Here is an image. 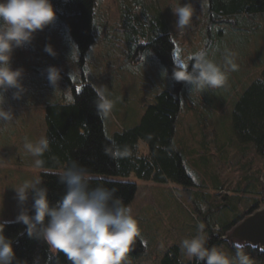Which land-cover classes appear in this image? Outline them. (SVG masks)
Instances as JSON below:
<instances>
[{
  "label": "rangeland",
  "instance_id": "rangeland-1",
  "mask_svg": "<svg viewBox=\"0 0 264 264\" xmlns=\"http://www.w3.org/2000/svg\"><path fill=\"white\" fill-rule=\"evenodd\" d=\"M185 3L192 4L193 19L190 27L178 33L171 8ZM124 7L141 23L130 25L123 21ZM142 12L164 22L175 44L173 53L181 59L187 61L195 52L204 50L207 59L223 69L227 52L231 53L228 58L236 71L226 73V85L220 89L190 97V89L184 86L175 131L177 149L192 187L185 189L134 177L124 180L137 187L127 207L138 223L137 241L143 250L137 257L128 255L127 264H158L168 247H179L182 240L195 237L198 225H203L206 246L215 238L216 243L209 249L216 247L234 257L233 244H242L250 264H264V248L232 237L238 225L236 217L246 218L252 207L256 208L254 212L264 211V158L252 145H240L231 127L235 99L264 70V14H212L208 12V0H96V38L83 58L67 25L57 16L54 25L34 35L29 47L14 50L11 69L23 70L21 85L26 92L20 101L12 100V90L4 97V108L12 109L14 121L7 126L0 124V222L14 221L18 215L12 188L40 179L43 171L33 167V158L23 151V144L25 139L35 143L44 138V105L54 97L63 103L71 101L70 88H80L84 80L94 88L103 86L114 105L105 120V131L111 137L123 131L122 126L131 116L152 103L157 92L173 87L167 69L151 50L141 49L135 60L137 49L148 44L152 33L160 32L158 23L146 26ZM131 26L136 28V35ZM45 45L53 48L55 59L43 52ZM48 67L60 70L56 89L42 75ZM115 98L121 100L120 116L115 113ZM140 150L146 152L145 148ZM31 203L29 196L25 205L28 210ZM202 207L205 211H201ZM180 259L183 263L189 261L181 252Z\"/></svg>",
  "mask_w": 264,
  "mask_h": 264
},
{
  "label": "trees",
  "instance_id": "trees-1",
  "mask_svg": "<svg viewBox=\"0 0 264 264\" xmlns=\"http://www.w3.org/2000/svg\"><path fill=\"white\" fill-rule=\"evenodd\" d=\"M50 3L56 16L67 25L70 37L83 58L96 38V0H69L68 3H64V0H50ZM121 12L122 20L128 21L130 25L141 23L140 18L130 15L128 7L121 8ZM208 12L225 17L264 14V0H208ZM142 16L146 26L158 23L160 32L152 33L148 44L137 49L135 60L141 49L151 50L172 79L175 44L169 36L168 28L163 21L150 19L145 12H142ZM131 29L136 35V28L131 26ZM172 85V89H164L155 96L136 126L114 133L111 137L105 131V120H99L95 114L94 87L85 80L81 82L80 88H70L71 101L47 104L44 107V138L49 141V151L40 159L44 162L41 170L53 174L43 175L42 172L40 179L42 187L48 191L50 205H54L64 194V187L58 183L55 173L62 171L70 162L85 167L94 176L115 178V181L108 180L110 182L103 186L116 189V198L121 199L125 206L132 202L137 190L135 184L124 181L130 177L159 184H176L185 189L192 187L183 156L174 142L185 85L173 80ZM231 127L240 145H252L256 153L264 158V70L235 99ZM112 143L125 152L124 158L112 160L103 154V149ZM141 147L145 148V153L141 152ZM32 203L29 216L34 215L31 211ZM255 210L252 207L246 216ZM242 220V217H236L234 222L238 224ZM25 232L22 224L12 223L4 229L3 235L12 241L15 255L13 264H67L62 254L51 252L43 241L29 239ZM214 240L211 238L206 247L214 245ZM140 247L133 257L142 253ZM158 264L198 262L193 258L183 263L179 247L171 246L164 251Z\"/></svg>",
  "mask_w": 264,
  "mask_h": 264
},
{
  "label": "clouds",
  "instance_id": "clouds-1",
  "mask_svg": "<svg viewBox=\"0 0 264 264\" xmlns=\"http://www.w3.org/2000/svg\"><path fill=\"white\" fill-rule=\"evenodd\" d=\"M68 2L64 0V3ZM171 12L176 18L175 30L178 33L190 27L194 14L191 3L171 8ZM55 20L56 13L50 0L0 2V124L7 126L14 121L12 109L4 108L5 94L12 90V100L20 101L26 92L21 85L23 70L11 69L14 50L29 47L34 35L54 25ZM43 52L53 59L56 57L50 45H45ZM230 56L231 53H225V67L222 69L207 59L204 50L195 52L187 61L173 53L175 68L172 80L188 87L190 97L223 88L227 82L226 73L236 71L233 61L228 58ZM42 75L50 87L57 88L60 70L48 67ZM93 92L96 97L93 102L95 114L104 121L114 105L106 97L103 86L94 88ZM23 151L33 158L34 168L43 169L44 162L40 158L49 151V141L43 137L35 143L25 139ZM103 154L112 160L125 157V152L114 143L104 148ZM42 174L53 173L45 171ZM55 175L64 187V194L54 205H50L48 191L42 187L43 182L39 178L12 188L19 211L14 221L0 222V264H13L15 260L12 241L3 235L5 227L12 223L22 224L29 239L43 241L51 252L62 254L67 264H127L129 252L140 237L139 226L131 208L116 198V189L103 186L110 181L92 175L76 162H70ZM91 184L97 186L90 187ZM29 196L33 201L32 216L25 207ZM201 211L205 209L202 207ZM203 230V225H198L195 237L180 242L182 255L189 260L194 258L198 264H250L242 244H233L234 257L216 247L207 248Z\"/></svg>",
  "mask_w": 264,
  "mask_h": 264
},
{
  "label": "water",
  "instance_id": "water-1",
  "mask_svg": "<svg viewBox=\"0 0 264 264\" xmlns=\"http://www.w3.org/2000/svg\"><path fill=\"white\" fill-rule=\"evenodd\" d=\"M232 237L252 247L264 248V211H256L244 218L235 226ZM139 241H135L129 254L135 256L140 248Z\"/></svg>",
  "mask_w": 264,
  "mask_h": 264
},
{
  "label": "crops",
  "instance_id": "crops-1",
  "mask_svg": "<svg viewBox=\"0 0 264 264\" xmlns=\"http://www.w3.org/2000/svg\"><path fill=\"white\" fill-rule=\"evenodd\" d=\"M170 84H171V83H170ZM164 89H172V88L169 87V86H167V87H165ZM164 89H162V90H164ZM162 90H160V91H162ZM160 91H159V92H160ZM159 92H157V93L153 96V101H154L155 96H156ZM54 103H60V102H59V99L56 98V97H54L53 100H52L51 102L47 103V104H54ZM152 103H153V102H152ZM152 103H149V105H151ZM47 104H46V105H47ZM46 105H44V107H45ZM149 105H147V106H146L141 112H139V114H134L133 116H131V117L129 118V120H127V121L124 123V125L122 126V130H127V129H130V128H133L134 126H136V125L139 123V121H140V119H141V117H142V115H143L145 109H146ZM120 107H121V100L115 98V113H117L118 116H120ZM115 117H116V115H115ZM124 119H126V118H124ZM115 120H116V119H115ZM117 132H120V131H116L115 133H117ZM174 142H175L176 147H177L178 144H177V135H176V131H175V136H174ZM161 256H162V255H161Z\"/></svg>",
  "mask_w": 264,
  "mask_h": 264
},
{
  "label": "bare ground",
  "instance_id": "bare-ground-1",
  "mask_svg": "<svg viewBox=\"0 0 264 264\" xmlns=\"http://www.w3.org/2000/svg\"><path fill=\"white\" fill-rule=\"evenodd\" d=\"M261 73V72H260ZM161 258V257H160Z\"/></svg>",
  "mask_w": 264,
  "mask_h": 264
}]
</instances>
